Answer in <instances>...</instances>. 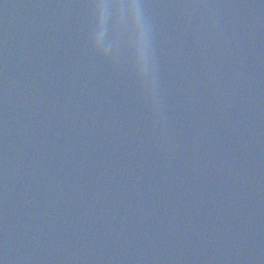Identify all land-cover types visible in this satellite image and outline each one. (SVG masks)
Here are the masks:
<instances>
[{
  "label": "water",
  "instance_id": "obj_1",
  "mask_svg": "<svg viewBox=\"0 0 264 264\" xmlns=\"http://www.w3.org/2000/svg\"><path fill=\"white\" fill-rule=\"evenodd\" d=\"M0 264H264V0H0Z\"/></svg>",
  "mask_w": 264,
  "mask_h": 264
},
{
  "label": "snow or ice",
  "instance_id": "obj_2",
  "mask_svg": "<svg viewBox=\"0 0 264 264\" xmlns=\"http://www.w3.org/2000/svg\"><path fill=\"white\" fill-rule=\"evenodd\" d=\"M93 2L97 4L98 6H103L104 0H93ZM138 2L139 0H118V6H119V3H124L129 7H136Z\"/></svg>",
  "mask_w": 264,
  "mask_h": 264
}]
</instances>
